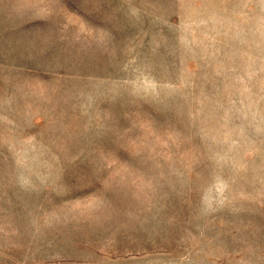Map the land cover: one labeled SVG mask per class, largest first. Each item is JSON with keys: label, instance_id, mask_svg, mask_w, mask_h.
<instances>
[{"label": "rangeland", "instance_id": "obj_1", "mask_svg": "<svg viewBox=\"0 0 264 264\" xmlns=\"http://www.w3.org/2000/svg\"><path fill=\"white\" fill-rule=\"evenodd\" d=\"M0 264H264V0H0Z\"/></svg>", "mask_w": 264, "mask_h": 264}]
</instances>
